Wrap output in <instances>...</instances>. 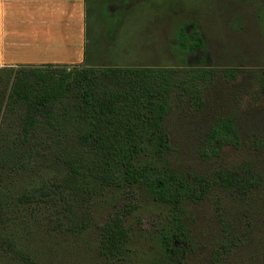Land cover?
I'll list each match as a JSON object with an SVG mask.
<instances>
[{
    "label": "trees",
    "instance_id": "trees-1",
    "mask_svg": "<svg viewBox=\"0 0 264 264\" xmlns=\"http://www.w3.org/2000/svg\"><path fill=\"white\" fill-rule=\"evenodd\" d=\"M178 40L182 49L206 51L194 26L179 29ZM87 55L85 48L83 63L75 66L0 68V84L9 81L0 109V264H45L43 257L58 261L57 255L68 254L61 247H39L45 245L40 230L86 233L92 224L77 217L73 203L104 189L113 192L109 216L95 227V252L104 262H125L128 218L142 199L166 208L169 229L160 243L167 256L180 259L191 240L185 222L191 206L219 190L247 198L260 187V176L247 167L206 176L169 165L166 121L172 105L179 99L190 111H202L213 69L98 68L87 64ZM239 73L221 71L227 83ZM258 84L264 95V71ZM241 146L236 120L221 116L198 140L196 155L210 162ZM249 148L262 150L264 140H252ZM236 244L226 235L211 261H224Z\"/></svg>",
    "mask_w": 264,
    "mask_h": 264
},
{
    "label": "rangeland",
    "instance_id": "rangeland-1",
    "mask_svg": "<svg viewBox=\"0 0 264 264\" xmlns=\"http://www.w3.org/2000/svg\"><path fill=\"white\" fill-rule=\"evenodd\" d=\"M89 1L97 38L88 48L87 64L98 68L206 66L215 71L203 91L202 111H190L187 102L179 99L172 105L166 121L172 145L170 167L206 176L247 167L262 180L247 198L219 190L203 203L191 206L185 220L191 240L182 248L180 259L167 256L160 243L169 229L166 208L140 200L139 209L128 218L132 232L123 264H264V148H249L252 140H264V95L258 89V75L264 71V0ZM116 14L125 20L132 18L140 26L134 43L117 35L121 23ZM113 24L116 31L108 36ZM193 26L206 44L205 52L178 45L179 29L188 31ZM223 69L240 73L227 83L222 78ZM8 84L6 78L0 84V109ZM227 115L237 122L241 148H226L215 161L200 160L196 155L198 140L217 118ZM112 198V190L104 189L95 197L76 199L73 209L77 217L92 224L82 235H59L44 226L40 234L45 245L39 247H61L68 254L61 259L57 255L58 261L43 257V262L108 264L95 252V227L109 216ZM226 235L236 239L237 246L224 261L213 263L212 254Z\"/></svg>",
    "mask_w": 264,
    "mask_h": 264
},
{
    "label": "crops",
    "instance_id": "crops-1",
    "mask_svg": "<svg viewBox=\"0 0 264 264\" xmlns=\"http://www.w3.org/2000/svg\"><path fill=\"white\" fill-rule=\"evenodd\" d=\"M115 18L121 23L117 35L134 43L140 26L120 14ZM95 21L89 0H0V68L82 64L85 48L88 54L97 38Z\"/></svg>",
    "mask_w": 264,
    "mask_h": 264
}]
</instances>
